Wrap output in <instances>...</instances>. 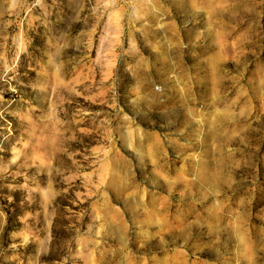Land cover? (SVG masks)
<instances>
[{
	"label": "rangeland",
	"instance_id": "obj_1",
	"mask_svg": "<svg viewBox=\"0 0 264 264\" xmlns=\"http://www.w3.org/2000/svg\"><path fill=\"white\" fill-rule=\"evenodd\" d=\"M0 264H264V0H0Z\"/></svg>",
	"mask_w": 264,
	"mask_h": 264
}]
</instances>
